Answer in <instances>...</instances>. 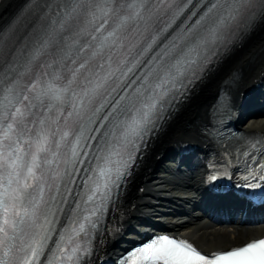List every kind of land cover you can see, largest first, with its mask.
<instances>
[{
	"label": "snow or ice",
	"instance_id": "snow-or-ice-1",
	"mask_svg": "<svg viewBox=\"0 0 264 264\" xmlns=\"http://www.w3.org/2000/svg\"><path fill=\"white\" fill-rule=\"evenodd\" d=\"M259 22L264 0H29L0 27V264H92L137 154ZM246 180L264 184V163ZM122 259L264 264V238L205 253L163 237Z\"/></svg>",
	"mask_w": 264,
	"mask_h": 264
},
{
	"label": "bare ground",
	"instance_id": "bare-ground-1",
	"mask_svg": "<svg viewBox=\"0 0 264 264\" xmlns=\"http://www.w3.org/2000/svg\"><path fill=\"white\" fill-rule=\"evenodd\" d=\"M20 0H10L8 4L5 6V10L7 7H9L13 2H19ZM4 12L0 15V17L5 14ZM255 42L251 44L249 42L247 46V52L241 56L238 61H245L247 60V53L253 52V55L259 51L264 45V32L261 34V36H258L257 38H254ZM238 57H235L233 60L230 61L229 64L234 63L235 59ZM264 59V48L258 53L257 58L255 59V63L253 66L255 68L263 61ZM259 60V63L257 65V61ZM230 65H227L226 68H228ZM255 69L252 70V72ZM220 79V77H216L214 80H212L205 88H203L200 91V94L196 97L195 101H193L186 112H184L183 116L184 118L187 117L189 114H192V116H197L199 114L204 113L206 108V99L204 97L209 93H214L217 85V81ZM196 113V115H193ZM182 116V117H183ZM181 117V118H182ZM181 118H178V120H181ZM255 127H264L263 118L256 119L253 125ZM180 124H176L172 128H169L167 130L168 134H183L185 131H183L180 128ZM179 179H184V181L192 182L194 185H197L198 182L194 178V175L184 174L181 176H175ZM157 176L153 177V180L157 183L158 186H162L164 183L157 180ZM194 198V197H193ZM190 199L188 201L189 203L192 202L194 199ZM165 225L169 226L172 230L178 229V230H189L188 235L195 239L202 247L208 249V250H214L217 248H223L228 247L234 243H241L246 240H248L251 237L254 236H260L264 234V223L257 224L256 226L251 225H245V224H234L233 229H231L232 226L226 225V224H215L212 223L210 220H208L206 217H194V214H182L177 216H166L161 219Z\"/></svg>",
	"mask_w": 264,
	"mask_h": 264
}]
</instances>
